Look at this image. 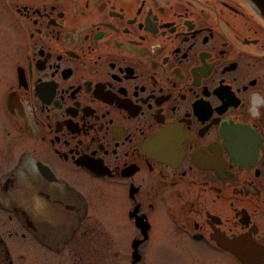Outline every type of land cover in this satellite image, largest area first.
<instances>
[{
  "label": "flooded vegetation",
  "instance_id": "obj_1",
  "mask_svg": "<svg viewBox=\"0 0 264 264\" xmlns=\"http://www.w3.org/2000/svg\"><path fill=\"white\" fill-rule=\"evenodd\" d=\"M264 264V18L252 0H0V264Z\"/></svg>",
  "mask_w": 264,
  "mask_h": 264
},
{
  "label": "water",
  "instance_id": "obj_2",
  "mask_svg": "<svg viewBox=\"0 0 264 264\" xmlns=\"http://www.w3.org/2000/svg\"><path fill=\"white\" fill-rule=\"evenodd\" d=\"M258 12L264 18V0H252Z\"/></svg>",
  "mask_w": 264,
  "mask_h": 264
},
{
  "label": "rangeland",
  "instance_id": "obj_3",
  "mask_svg": "<svg viewBox=\"0 0 264 264\" xmlns=\"http://www.w3.org/2000/svg\"><path fill=\"white\" fill-rule=\"evenodd\" d=\"M115 263H118V262H112V264H115Z\"/></svg>",
  "mask_w": 264,
  "mask_h": 264
}]
</instances>
